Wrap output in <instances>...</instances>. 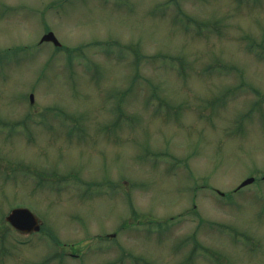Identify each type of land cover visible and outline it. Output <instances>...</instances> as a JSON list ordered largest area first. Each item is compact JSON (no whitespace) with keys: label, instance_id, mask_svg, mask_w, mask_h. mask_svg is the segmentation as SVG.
<instances>
[{"label":"rangeland","instance_id":"1","mask_svg":"<svg viewBox=\"0 0 264 264\" xmlns=\"http://www.w3.org/2000/svg\"><path fill=\"white\" fill-rule=\"evenodd\" d=\"M263 177L264 0H0V264H264Z\"/></svg>","mask_w":264,"mask_h":264},{"label":"water","instance_id":"2","mask_svg":"<svg viewBox=\"0 0 264 264\" xmlns=\"http://www.w3.org/2000/svg\"><path fill=\"white\" fill-rule=\"evenodd\" d=\"M43 40H50L55 45H59V41L54 36L53 32L48 31L44 33L40 39ZM30 102H33V94L29 95ZM252 181V178H247L241 182V185H244L248 182ZM5 220L10 222L13 227H15L18 231L22 233H28L31 231H37L40 228L41 220L32 213L26 207H14L12 208L6 215Z\"/></svg>","mask_w":264,"mask_h":264}]
</instances>
